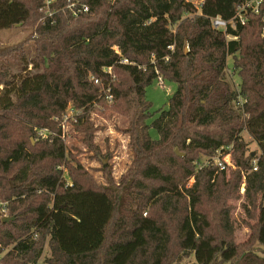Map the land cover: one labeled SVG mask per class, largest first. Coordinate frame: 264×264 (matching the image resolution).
Listing matches in <instances>:
<instances>
[{
	"label": "trees",
	"instance_id": "obj_1",
	"mask_svg": "<svg viewBox=\"0 0 264 264\" xmlns=\"http://www.w3.org/2000/svg\"><path fill=\"white\" fill-rule=\"evenodd\" d=\"M69 1L55 0L56 14L37 28L31 50L0 52V200L14 217L4 222L0 209V255L11 247L0 264H39L48 237L47 264H170L175 248L194 258L190 264L219 257L264 264V8L224 34L211 18L232 19L245 0H204L200 12L186 0H82L90 11L77 18ZM45 13V0H0V31ZM92 77L111 85L112 103ZM159 78L176 89L168 110L148 124L146 93ZM102 99L123 100L131 117L132 166L118 188L72 172L68 185L58 169L67 160L59 120L70 105L83 110L80 129L90 137L86 115ZM243 132L259 155L247 154ZM227 147L235 165L229 178L199 157ZM190 179L195 185L187 188ZM243 184L255 236L237 245L227 203ZM205 198L218 203L213 216L202 209Z\"/></svg>",
	"mask_w": 264,
	"mask_h": 264
},
{
	"label": "rangeland",
	"instance_id": "obj_2",
	"mask_svg": "<svg viewBox=\"0 0 264 264\" xmlns=\"http://www.w3.org/2000/svg\"><path fill=\"white\" fill-rule=\"evenodd\" d=\"M80 2L84 3L82 0ZM197 6L201 3V0H186ZM44 18L42 17H32L28 23L20 26H15L9 30L0 31V52L8 50L14 46H19L22 51L31 50L36 41L39 38L37 33V28L43 25ZM34 27H32V25ZM174 29V28H172ZM185 51L188 52L189 48L186 46ZM228 68L232 74V59L229 58ZM14 72H18L15 68ZM28 72H36L32 69V66L28 68ZM171 80V79H170ZM232 82L237 85L240 83V79L236 77ZM233 83V84H234ZM125 87L131 86L130 82L124 83ZM176 89V86L170 82H165L163 86L159 83H155L153 86L147 89L146 101L151 105V113L154 114L153 118L149 120L148 124L152 123L157 117L158 112L161 110H168L169 99ZM123 100L110 104L106 100L102 99L98 102L92 110L86 115L88 122L93 126V130L90 132V137L86 135L81 126L78 118L85 116L83 110H76L72 105L71 109L75 112L66 113L62 119L59 120V125L62 126V140L67 149V160L64 165L58 167L63 173L66 184H72L73 179L71 178V172L75 177H81L83 173L87 174L89 182H94L95 185L101 187H113L118 188L121 179L127 175L130 167L132 166L133 153L130 148V142L132 137V128L130 126L131 117L128 116L123 107ZM127 107V106H126ZM78 116V117H77ZM48 133V132H47ZM50 132L47 136H49ZM53 136H57V132H51ZM150 135L154 140L159 139V135L155 130L150 131ZM87 136V137H86ZM242 137L248 144L247 154L259 155L260 150L258 144L253 141V139L248 135L247 132H243ZM33 142V141H32ZM35 142V140H34ZM34 144V143H33ZM92 147V149L89 147ZM201 157L206 165H208V158L204 156ZM232 163V162H231ZM199 169V167H198ZM233 168L228 171V178ZM83 177V176H82ZM155 184L151 182L149 187H153ZM195 185V179H190L187 182L186 187L191 188ZM245 184H243L236 196L230 199L227 203L230 208V217L232 224L234 226V241L237 245H242L249 242L255 235L252 225L255 223L254 220L249 219L243 209V205L246 201ZM224 189H221L223 191ZM219 192V191H218ZM219 194H221L219 192ZM218 194V195H219ZM134 201V196H130L126 199L127 204ZM216 204L214 200L205 198L202 209L208 214V216H213L216 210ZM7 206L10 205L8 202L4 203L0 200V209H3L4 218L12 219L7 211ZM135 204H129L128 208H132ZM126 208L127 210H129ZM219 209L220 206L217 205ZM117 216V219L118 220ZM216 234L219 236H225L224 232L219 223ZM249 224V225H248ZM251 224V225H250ZM116 227L112 226L109 230V236L113 235L114 229ZM35 239H39L35 236ZM11 248V247H9ZM9 248L5 249L0 255L3 257ZM176 248L173 249L174 257L171 258L169 262L172 264H190L195 260L192 256L182 255ZM51 256L50 248V237H48L44 243V251L39 260V264H47ZM264 258L263 255H260ZM170 263V264H171ZM215 264H225L221 261L219 257Z\"/></svg>",
	"mask_w": 264,
	"mask_h": 264
},
{
	"label": "built area",
	"instance_id": "obj_3",
	"mask_svg": "<svg viewBox=\"0 0 264 264\" xmlns=\"http://www.w3.org/2000/svg\"><path fill=\"white\" fill-rule=\"evenodd\" d=\"M201 3L197 6V10L200 12L204 0L200 1ZM55 3V0H45V7H46V13L44 17V21L46 19H53L54 15L56 14L55 11H53L52 6ZM264 8V0H245L239 7L237 8V12L234 15V17L230 20H225L219 16L211 18V24L212 27L215 30L222 31L224 34L228 32L229 28H232L234 30L237 29L238 25L245 26L248 23L249 15H259ZM67 10L70 12V14L77 18L83 14H87L90 11V8L87 4L80 2L79 0H70L67 5ZM263 36H264V28H263ZM230 38V37H229ZM170 50H174V46L169 47ZM118 52V50L116 49ZM124 65H128V60H123L121 62ZM105 72L112 75V68L105 69ZM94 82L96 84H101L105 95V98L112 103L113 102V96H112V88L111 85H107L106 87L104 84L99 80L92 77ZM113 80V78H112ZM157 83H159L161 86L164 85V82L162 78H159ZM244 103L243 100L239 101V105H242ZM74 110L70 109V113H73ZM40 136L46 137L47 131L46 130H40L38 132ZM232 147H227L225 149H221L217 152V154L210 158L208 160L209 164H213L217 166L222 171H230L231 168L235 170V165L232 160ZM232 162V163H231ZM254 164V171H257V160L253 161Z\"/></svg>",
	"mask_w": 264,
	"mask_h": 264
},
{
	"label": "water",
	"instance_id": "obj_4",
	"mask_svg": "<svg viewBox=\"0 0 264 264\" xmlns=\"http://www.w3.org/2000/svg\"><path fill=\"white\" fill-rule=\"evenodd\" d=\"M176 153H177L178 156H181V157H184V156H185V154H180L178 150H176ZM10 220H14V219H13V218H12V219L5 218V219H4V222H8V221H10Z\"/></svg>",
	"mask_w": 264,
	"mask_h": 264
}]
</instances>
